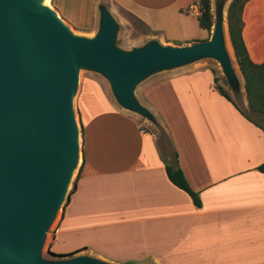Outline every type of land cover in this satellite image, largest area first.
<instances>
[{"label": "crops", "instance_id": "obj_1", "mask_svg": "<svg viewBox=\"0 0 264 264\" xmlns=\"http://www.w3.org/2000/svg\"><path fill=\"white\" fill-rule=\"evenodd\" d=\"M100 4L143 21L147 38L202 39L194 0H52L87 35L97 30ZM243 22L250 57L264 62V0L245 3ZM235 61L243 85L242 101L234 100L249 112ZM86 85L82 164L48 253H88L123 264H264V172L258 169L264 130L216 89L211 68L195 62L140 84L141 102L161 123L160 135L102 88ZM176 153L200 206L168 176L166 163H175Z\"/></svg>", "mask_w": 264, "mask_h": 264}, {"label": "water", "instance_id": "obj_2", "mask_svg": "<svg viewBox=\"0 0 264 264\" xmlns=\"http://www.w3.org/2000/svg\"><path fill=\"white\" fill-rule=\"evenodd\" d=\"M225 2L215 1L207 39L174 44L151 37L125 48L106 4L98 7L97 30L87 35L44 0H0V264H123L88 253L43 255L81 159L75 110L81 71L102 74L119 106L155 124L136 94L154 74L214 58L231 90L240 92L226 45Z\"/></svg>", "mask_w": 264, "mask_h": 264}, {"label": "trees", "instance_id": "obj_3", "mask_svg": "<svg viewBox=\"0 0 264 264\" xmlns=\"http://www.w3.org/2000/svg\"><path fill=\"white\" fill-rule=\"evenodd\" d=\"M247 1L248 0H232L230 2L228 8V29L234 53L245 80V90L249 104V112L243 110L234 100L232 95L227 91V89L224 87V84L222 83V81H225V79L217 73L216 69L211 68V70L214 74L216 89L229 101H231L247 119H249L264 130V124L262 123V120L264 119V62L257 63L250 57L243 37V9ZM194 2L199 5V25L203 30H206L208 32V37H210L214 24L212 0H194ZM135 19L139 23L146 26L144 22L138 19L137 17H135ZM175 43L181 44L180 42ZM161 134H163V130ZM175 160V163H166L167 173L170 180L175 185L191 194L195 203L200 206V196L197 192L192 189L183 170L178 165L177 153ZM258 169L264 172V162L259 165ZM49 252L51 255L55 256L66 255L59 254L53 251Z\"/></svg>", "mask_w": 264, "mask_h": 264}, {"label": "rangeland", "instance_id": "obj_4", "mask_svg": "<svg viewBox=\"0 0 264 264\" xmlns=\"http://www.w3.org/2000/svg\"><path fill=\"white\" fill-rule=\"evenodd\" d=\"M48 3L52 4V0H50ZM91 5H92L91 3L88 4V6H91ZM114 15H115V17L118 20L119 25H120V30H119L118 38H117V43L120 46L125 47V48H131L132 46L143 44L144 42H146V40L151 38V37L147 38L145 36L147 33H151L149 28L147 26H144L143 24L139 23L135 19V17L130 12L125 10L124 8L117 7L114 11ZM225 15H227L226 10H225ZM98 17H99V11L97 10L96 19H98ZM225 21H226V23H225L226 24V31L228 33L227 19H225ZM69 24L72 26V28L75 30V32L81 33V34L83 33V32H81V30H79V28L77 26H74L71 23H69ZM201 37H202L201 40L207 39L208 38V32L206 30L202 29V36ZM232 58H233V62H235V65H236L234 54H233ZM197 64L216 69L217 73L225 79V81L223 80L222 82L224 84L228 85L227 79L223 75V73L221 71L220 64L216 59L204 58V59L198 60ZM236 69L238 71L237 66H236ZM89 82H92L93 85L96 84L97 87L102 88L103 93L105 95H107V97L111 100V102H113L115 105H119L113 96L109 81L102 74H100L98 72L83 69L81 71V74H80L79 89H78L77 95L75 97V110H76L77 121L79 123L80 129L82 128V122H81L82 115H81V113H82V105H83L84 95H85L86 87H87L86 84H89ZM242 82L243 81L241 79V87L243 85ZM231 92H232L231 93L232 97L240 103L242 101L241 91L237 92V93H235L233 91H231ZM136 94H137L138 98L141 100V98H142V96H141V85L138 86V88L136 90ZM141 117H140L141 122H145V124H147V126H149L152 130L156 131V133L158 135H160L162 133V130H161L162 126H161V123H159V121L157 124H155V123L149 122L144 117H142V118ZM81 131H82V129H81ZM80 145H81V149H82V132H80ZM81 164H82V153H81L80 163H79V165L75 171V174L73 176V180L71 182L69 191L72 190L74 183H75V180H76L77 176L79 175V170H80ZM61 213H62V208L60 209V211H59V213H58V215H57L54 223L52 224V226L49 230V233L47 235V240H46L45 246L43 248V255L47 258L52 257L48 253L47 248H48V245L51 241L53 230H54V228H55V226H56V224H57V222L61 216Z\"/></svg>", "mask_w": 264, "mask_h": 264}, {"label": "bare ground", "instance_id": "obj_5", "mask_svg": "<svg viewBox=\"0 0 264 264\" xmlns=\"http://www.w3.org/2000/svg\"><path fill=\"white\" fill-rule=\"evenodd\" d=\"M49 1H50V0H44V2H45L46 4H49V3H48ZM225 34H226V45H227V48H228V50H229L231 56L233 57V50H232V46H231L230 39H229V36H228L227 31H226Z\"/></svg>", "mask_w": 264, "mask_h": 264}, {"label": "built area", "instance_id": "obj_6", "mask_svg": "<svg viewBox=\"0 0 264 264\" xmlns=\"http://www.w3.org/2000/svg\"><path fill=\"white\" fill-rule=\"evenodd\" d=\"M191 9L193 10V11H196V12H198L199 13V5H193L192 7H191Z\"/></svg>", "mask_w": 264, "mask_h": 264}]
</instances>
